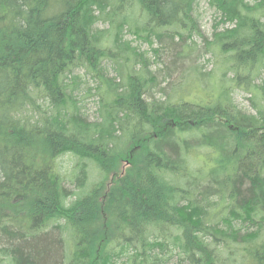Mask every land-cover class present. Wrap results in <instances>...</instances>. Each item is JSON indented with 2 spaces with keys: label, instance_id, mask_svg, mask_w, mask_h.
<instances>
[{
  "label": "trees",
  "instance_id": "trees-1",
  "mask_svg": "<svg viewBox=\"0 0 264 264\" xmlns=\"http://www.w3.org/2000/svg\"><path fill=\"white\" fill-rule=\"evenodd\" d=\"M200 1L0 0L1 264H264V0Z\"/></svg>",
  "mask_w": 264,
  "mask_h": 264
},
{
  "label": "rangeland",
  "instance_id": "rangeland-1",
  "mask_svg": "<svg viewBox=\"0 0 264 264\" xmlns=\"http://www.w3.org/2000/svg\"><path fill=\"white\" fill-rule=\"evenodd\" d=\"M198 15H200L199 16L200 24L202 26L204 38L210 39L213 35L214 17H218V13L216 14L214 12V10L210 8V6L208 5V0H201L199 3V6H198ZM98 25H100L102 28L107 27V24H105L103 22H100ZM220 27H223V26H219V28ZM195 39H196L197 43L200 45L203 42V39H200L199 36H196ZM144 48H146L145 45H144ZM195 55H197V58L192 63H190V65H192V66L198 65L200 68H202V71L205 73L204 75L206 76L205 81H204L205 83L204 82L203 83L207 87L213 88L211 90V93L216 94L217 90H218V83H215L216 82L215 73L213 75H211V76H213V82L214 83L208 84V82H210V77L208 76V74H211L214 71L213 57H212L211 52H207L206 50L202 49L201 51H198ZM190 65H188V66H190ZM151 69L153 71H155L156 66L152 65ZM165 84L166 83H164L163 86ZM194 86H196V87H195V89H193L191 95H189V93L191 92V89H184L182 91V97L185 100H186V98H191V97H195V98L196 97H203L205 91L200 89V86H199L197 81L194 83ZM196 90H198V91L196 92ZM234 98H235V101L237 102V104L239 105V107L243 111L253 112L250 94H248L244 91L237 90L234 93ZM93 101H94V98H91L90 102H93ZM90 104H92V103H90ZM70 165H71L70 158L68 156L67 157L65 156L62 159L63 171L67 170ZM1 258H2V256H1ZM173 260L174 259H172V261ZM0 264H1V262H0Z\"/></svg>",
  "mask_w": 264,
  "mask_h": 264
},
{
  "label": "bare ground",
  "instance_id": "bare-ground-1",
  "mask_svg": "<svg viewBox=\"0 0 264 264\" xmlns=\"http://www.w3.org/2000/svg\"><path fill=\"white\" fill-rule=\"evenodd\" d=\"M177 55V54H176ZM252 99V98H251Z\"/></svg>",
  "mask_w": 264,
  "mask_h": 264
}]
</instances>
